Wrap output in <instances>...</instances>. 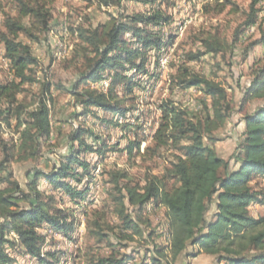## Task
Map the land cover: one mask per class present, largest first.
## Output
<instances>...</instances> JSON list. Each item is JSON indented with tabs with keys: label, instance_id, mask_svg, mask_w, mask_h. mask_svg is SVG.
<instances>
[{
	"label": "trees",
	"instance_id": "1",
	"mask_svg": "<svg viewBox=\"0 0 264 264\" xmlns=\"http://www.w3.org/2000/svg\"><path fill=\"white\" fill-rule=\"evenodd\" d=\"M19 1L24 17L33 16L43 31L50 29L51 10L39 2L33 5ZM82 1L110 8L121 7L125 0ZM258 2L252 3L246 20L235 31L233 44L240 40L245 29L258 24ZM171 21L172 17L159 7L132 15H112L106 24L95 28L79 26L73 30L86 46L83 49L89 51L83 57L84 64L72 90L68 89L82 108L78 118L89 114L99 118L94 109L124 118L135 111V97L132 95L135 87L142 86L139 75L149 73V50L161 51L163 46L172 44V36L166 38L161 31L151 27L163 28ZM5 27L7 32L1 33V38L13 77L8 81L0 79V118L3 121L0 123V143L7 151L5 163L14 159L35 161L53 134L52 88L61 90L64 87L54 85L49 79L40 82L34 73L33 67L39 64V59L30 45L18 41L20 33L32 36L31 28L13 16L7 18ZM126 34H132L133 40L125 38ZM259 34L251 47L264 44L263 24H259ZM202 42L206 50L189 52L188 61L199 60L208 53L223 49L221 41L216 38L203 39ZM133 70L135 73L129 74ZM173 79L178 89L197 88L209 97L212 111L208 110L207 115L200 118L171 98L160 104V122L140 156L145 159L151 151L158 155L170 150L173 158L162 175L148 177L142 187L125 182L128 179L125 172H107L113 186L109 194L110 209L94 210L88 227L92 238L98 243L107 241L114 251L94 261L97 264H139L134 263V254H120V251L116 252L117 247L128 249L130 246L124 241L134 242L135 237H144L143 224L146 221L143 215L150 207L161 205L165 208L170 243L168 246L156 244L153 250H149L153 252L150 253L151 263L140 264H163L165 260L167 264L175 263L191 244L197 243L215 257L216 264H264V215L255 217L251 211L253 205L264 203V189L258 183L253 184L255 177H264V106L244 116L245 131L237 141L234 156L238 167L231 169L230 161L216 148L218 138L215 136L228 118L224 106L227 89L182 64ZM103 81H108L107 87L103 84L94 86ZM35 83H41V92L35 94L34 103L21 100L20 95L26 91V86ZM262 89L264 65L255 71L248 93ZM203 104L208 108L205 100ZM12 120L16 121L14 127L19 133V143L12 142L11 145L4 141L3 124L12 126ZM103 121L120 125L114 118ZM137 128L143 129L141 126ZM123 138L128 142L120 151L126 152L130 158L140 153L144 140L128 138V135ZM70 140L69 152L60 155L50 171L35 167L30 172L27 189L12 178V172L1 178L4 186L0 187V264H17L20 255L37 264H53L50 258L57 257L56 252L44 251L46 237L39 229L47 226L67 237H72L75 232L74 211L59 207L56 197L43 190L42 184L45 181L53 191L64 192L77 207L87 197L89 187L78 188L73 182L80 184L97 166L88 155H96L100 161L110 150L84 122L73 130ZM3 169L4 164L0 171ZM213 203L216 212L208 218ZM109 213L118 223L112 224ZM11 233L15 234L14 238H10ZM154 233L151 232L150 236L153 237ZM58 257L60 261V254Z\"/></svg>",
	"mask_w": 264,
	"mask_h": 264
},
{
	"label": "rangeland",
	"instance_id": "2",
	"mask_svg": "<svg viewBox=\"0 0 264 264\" xmlns=\"http://www.w3.org/2000/svg\"><path fill=\"white\" fill-rule=\"evenodd\" d=\"M31 4H42L51 10L50 29L43 31L41 25L33 16L24 17L19 0H0V79L8 81L12 79L10 61L6 58L5 45L1 33L7 32L5 22L9 16L20 19L31 28L30 36L20 33L18 41L28 44L33 54L39 59V64L33 67L36 76L43 82L49 79L54 85H62L64 89L52 88L53 100V134L48 143L44 144L41 156L38 160L17 161L5 163L7 151L0 143V171L1 178L12 172V178L19 181L23 188L27 189L30 180V172L39 167L50 171L58 163L59 156L69 152L71 148L70 134L80 126L82 122L94 129L101 140L108 145V151L103 160L96 155H88L95 169L91 170V176L85 178L80 184L73 182L78 188L89 187L87 197L77 207L70 201L67 194L62 191H53L45 181L43 190L53 194L57 199V205L67 210L74 211L75 232L72 237H67L54 232L49 227H41L39 231L45 235L44 251H55L57 257L50 258L53 264H97L98 257L111 254L114 250L107 241L98 243L89 235L88 221L92 220L94 210L108 211L110 209V193L113 186L109 183L108 171L119 170L128 175L125 182L142 187L150 176L162 175L169 161L173 158L170 150H164L155 155L151 151L144 159L140 156L145 151L147 144L160 122L159 106L166 99H173L191 110L198 117L207 115L212 111L211 99L201 93L197 88L180 90L176 87L173 76L179 66L185 65L193 71L205 75L209 79L221 83L228 92L225 102L228 118L215 132L218 138L216 148L219 154L230 161V168L238 167L235 152L237 141L245 131L244 116L253 113L259 107L264 106V89L257 93H248L253 82L255 71L264 65V44L251 47L252 42L260 37L259 24L264 25V0H258L257 8L260 9L258 24L245 29L240 40L233 44L235 31L247 18L250 7L255 0H125L121 7H99L89 5L82 0H24ZM161 8L172 17L170 24L165 27H151L161 31L166 38L172 36V44L163 46L162 50L151 49L148 52V75L141 77V87H135L132 96L135 97V111L128 114L127 118L105 113L99 109L96 113L78 118L82 108L70 90L73 88L78 72L83 67L84 59L89 53L83 49L84 43L74 29L79 26L95 28L100 24H106L111 16L132 15ZM125 38L133 40L132 34H126ZM218 39L222 43V51L208 53L196 61H188L189 52L206 50L203 39ZM232 45V47H231ZM86 47V46H85ZM169 50V51H168ZM160 51V52H159ZM170 54V63L167 69L160 68V56L162 53ZM160 53V54H159ZM158 60V61H157ZM162 70V71H161ZM135 70L129 74H134ZM153 75V76H152ZM108 81L96 83L94 86L105 85ZM67 88V89H66ZM41 92V83L27 85L26 91L20 95V99L26 103H34L35 94ZM208 103V108L203 101ZM114 118L120 125L108 124L103 121ZM3 122L0 118V123ZM12 120V126L5 123L3 138L5 142L19 143V133ZM128 126V127H126ZM138 126L143 127L137 128ZM138 132V135H135ZM136 137L144 140L140 153L130 158L126 152L120 151L127 145L128 139L123 136ZM13 139V140H12ZM92 142L91 139H88ZM17 148L15 149V155ZM99 161V162H98ZM258 183L264 189V177L257 176L253 184ZM255 217L264 215V203L253 205L251 208ZM216 212V204H211L208 218H212ZM71 213V212H70ZM109 220L116 224L117 219L109 213ZM145 230L144 237H135L136 241H124L129 244L128 249L117 247L116 252L131 253L135 255L134 263L150 262V252L156 244L166 245L170 243L167 233V220L163 206L150 207L143 215ZM91 227V226H90ZM155 231L151 237V232ZM10 238L15 234L11 233ZM116 242V241H115ZM13 256L16 253L9 249ZM58 254L61 256L59 261ZM119 254V253H118ZM17 257V256H16ZM96 260L94 261V259ZM17 264H37L31 262L25 255L18 256ZM163 264H167L165 260ZM172 264H216L215 257L207 254L204 248L197 244H191L184 255Z\"/></svg>",
	"mask_w": 264,
	"mask_h": 264
},
{
	"label": "bare ground",
	"instance_id": "3",
	"mask_svg": "<svg viewBox=\"0 0 264 264\" xmlns=\"http://www.w3.org/2000/svg\"><path fill=\"white\" fill-rule=\"evenodd\" d=\"M168 51L167 52L165 51L164 53H162L161 56H160V58H159L160 59V63L159 64H160V68L161 69H163V61H165V60H166V65H165V68L164 69H167L168 66H169V63H170V54L168 53Z\"/></svg>",
	"mask_w": 264,
	"mask_h": 264
},
{
	"label": "built area",
	"instance_id": "4",
	"mask_svg": "<svg viewBox=\"0 0 264 264\" xmlns=\"http://www.w3.org/2000/svg\"><path fill=\"white\" fill-rule=\"evenodd\" d=\"M165 65H166V60L163 61V71H164Z\"/></svg>",
	"mask_w": 264,
	"mask_h": 264
}]
</instances>
